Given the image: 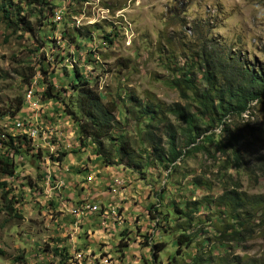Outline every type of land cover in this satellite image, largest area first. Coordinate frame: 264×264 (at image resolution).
<instances>
[{"label":"rangeland","instance_id":"obj_1","mask_svg":"<svg viewBox=\"0 0 264 264\" xmlns=\"http://www.w3.org/2000/svg\"><path fill=\"white\" fill-rule=\"evenodd\" d=\"M47 2L52 7L31 11L22 29L12 31L0 21V138H14L17 157H23L15 158L14 176H0L12 184L14 200L9 212L0 190V264H193L194 257L202 264H264V217L258 212L241 236L232 237L231 231L221 234L224 226L241 228L215 207L234 181L248 195H264V99L226 118L227 132L216 124L195 146L185 144L184 123L165 107L154 120L140 111L146 104L179 103L196 113L193 93L183 99L169 81L178 74L175 65L187 70L198 61L203 45L240 57L264 75V0ZM39 40L45 45L35 51ZM28 67L37 71L30 85L20 76ZM74 69L104 104H116L118 123L100 148L85 140L66 112H76ZM193 72L201 89V71ZM28 95H34L35 115ZM19 100L20 112L2 117ZM206 121L200 117L199 126ZM169 126L184 153L173 164L154 159L148 143L151 132L166 151ZM233 138L235 146L228 143ZM123 140L134 151L130 160L115 151ZM54 166L71 185L64 191L72 209L46 191V172ZM89 174L90 187L84 182ZM186 201L201 202L191 217L178 211ZM182 231L193 237L190 247L177 244ZM155 244L164 247L156 252Z\"/></svg>","mask_w":264,"mask_h":264},{"label":"trees","instance_id":"obj_2","mask_svg":"<svg viewBox=\"0 0 264 264\" xmlns=\"http://www.w3.org/2000/svg\"><path fill=\"white\" fill-rule=\"evenodd\" d=\"M47 1L49 0H0V21H3L5 26L12 31L22 29V25H27V17L33 14L31 11L36 9L38 12H41V9L45 6L52 7ZM25 31L31 32L32 28L28 26ZM105 39L111 44L112 41L110 39L107 37ZM75 40L76 37H70L71 43L75 42ZM44 45L45 43L39 40V45L35 51L39 49L38 47H43ZM176 67L178 66L175 65L174 72L178 74L172 77L169 81V86L176 89L179 96L183 99L187 98L186 93L188 91L192 92L198 105L196 113H192L187 106H182L179 103H172L166 106L157 103L153 104V107L149 104L144 106L140 104V111L141 114H145V118L154 120L158 115L160 107H165L166 112L184 123L183 134L187 146H195L196 142H198L197 139L204 133L212 130L216 124L223 125L224 131L227 132L226 118L241 116V114L249 110L250 104L262 102L264 99L263 72L251 65L243 64L240 57H232L231 54H225L224 52L219 53L214 47L203 45L198 55V61L191 65L189 69ZM194 68H198L201 71V81L203 83L201 89L198 88L197 79L193 72ZM27 70V74L23 72L20 73V76L24 78V82L27 85H30L37 71L32 67H28ZM38 71L44 75L46 74L43 67H40ZM72 73L75 81L71 82V89L76 95L74 101L76 112L70 108H67L66 112L77 123L79 131L85 140L90 138L100 148L102 146L100 141L110 138L111 131L118 123L114 116L116 104H104L95 88L90 85V81L83 79L76 69ZM47 93L51 96L49 90H47ZM22 107L23 102L19 100L17 105L14 108L7 109L2 114V117H15ZM200 117L207 118L205 128L199 126ZM168 130L166 151L161 146V139L151 132L148 134V143L154 159L166 164H173L184 153L177 149V130H173L172 126H169ZM9 138L8 142H4L0 138V147L2 146L3 150L0 153L1 177L14 176L17 168L15 158L19 154V148L14 146V138ZM232 140L228 143H232L233 146H235V143H239L237 139L233 138ZM82 145H85V143ZM195 149L197 147L192 148V150ZM115 151L120 158L125 157L129 158V160L134 153L126 140L121 141ZM97 152L99 153L98 155L103 156L100 149ZM64 156L63 154V158ZM234 158L237 163L242 162V157L237 147L234 148ZM103 160L107 164H110L107 157H103ZM56 161H62V158L57 157ZM73 171L77 172L76 170ZM81 172L79 170L77 173ZM9 185L11 186L12 184ZM231 185V188L224 187L222 189V194L216 198L215 207L223 209L235 225L241 228V231H238L237 227L233 226V224L225 225L221 234L225 235L228 231H231L232 237H239L242 234V230H245L246 223L251 217L258 212L264 217V195H248L241 191V186L236 181L232 182ZM10 186L5 181L0 182V190H2L1 198L4 202V207L9 212H12L14 200H12V196H9ZM206 199L208 198H204L203 201H206ZM200 204L201 202L186 201L183 203L184 210L178 211L184 217H191V215L199 211ZM208 204H211V202L209 201ZM192 243L193 237L190 234H185V231H182V234L177 237L178 245L190 247ZM163 247V244H155L153 250L157 252L162 250ZM54 251L55 253L57 252L56 249ZM153 256L155 257L156 254L154 253ZM192 261L193 264H202L204 262L200 257H194ZM236 263L239 264V262Z\"/></svg>","mask_w":264,"mask_h":264},{"label":"built area","instance_id":"obj_3","mask_svg":"<svg viewBox=\"0 0 264 264\" xmlns=\"http://www.w3.org/2000/svg\"><path fill=\"white\" fill-rule=\"evenodd\" d=\"M25 102L35 103L34 102V95H28L26 97ZM30 111L33 112L35 115V110H30ZM36 116H40V115H36ZM18 119H19V117H18ZM36 137L37 136L34 133V138H36ZM11 156H12V154H11ZM16 159H18L20 161L21 159H23V157H21V156L16 157ZM54 165H55V162H54ZM56 169H57V167L54 166L51 170L48 169V171L46 172V176H45V177H47L46 191H48V195H55L57 198H59L61 204H67L68 207L70 209H72V206H74V205L72 204V202H69L70 198L68 197V193L65 194V192H67V191H64L66 188L69 189L70 188L69 186H71V185L69 184V182L66 181V176H64V174L61 173L62 171H60V173H59ZM84 179H85L84 182H86L87 186L90 187L89 184H91L93 181V175L89 174ZM71 213H72V211H71Z\"/></svg>","mask_w":264,"mask_h":264},{"label":"bare ground","instance_id":"obj_4","mask_svg":"<svg viewBox=\"0 0 264 264\" xmlns=\"http://www.w3.org/2000/svg\"><path fill=\"white\" fill-rule=\"evenodd\" d=\"M35 111H36V103H35ZM36 136H37V134H36ZM38 137V136H37Z\"/></svg>","mask_w":264,"mask_h":264},{"label":"crops","instance_id":"obj_5","mask_svg":"<svg viewBox=\"0 0 264 264\" xmlns=\"http://www.w3.org/2000/svg\"><path fill=\"white\" fill-rule=\"evenodd\" d=\"M74 212V211H73ZM80 213V211H78Z\"/></svg>","mask_w":264,"mask_h":264}]
</instances>
